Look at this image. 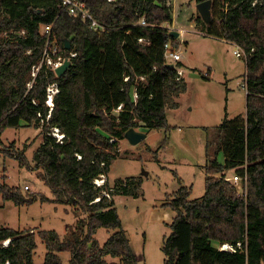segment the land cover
Segmentation results:
<instances>
[{"label":"trees","instance_id":"1","mask_svg":"<svg viewBox=\"0 0 264 264\" xmlns=\"http://www.w3.org/2000/svg\"><path fill=\"white\" fill-rule=\"evenodd\" d=\"M78 1L107 29L93 30L89 22L71 15L62 0H0V32L6 33L0 37V137L9 127L40 129L41 142L33 154L38 176L50 186L54 200L86 214L65 239L56 230L40 231L48 249L43 264H62L63 251L71 253V264H137L114 197L139 196L140 180L127 178L126 186L117 180L114 197L103 196L98 202L94 200L102 188L93 181L109 174L127 130L169 128L166 110L176 108L174 98L187 89L186 81L177 79V68L168 66L165 53L167 42L173 50L180 45L165 26L173 23V5L169 0ZM213 3L211 22L199 14L197 24L205 34L245 51L247 111L226 119L207 143L203 198L191 200L192 188L182 185L164 203L177 213L164 240V263L264 264V0ZM50 24L61 49L69 40L78 56L61 77L45 69L28 89L31 67L40 61L47 41L43 27ZM54 80L60 92L51 118L43 123L38 114H48L46 86ZM121 104L123 109L114 113ZM55 126L66 134L63 144L47 133ZM15 157L20 165H28L24 152ZM229 172L240 181L229 179ZM0 194L17 205L35 200L6 183H0ZM100 227L113 230L105 243L95 237ZM224 243L236 251L221 250ZM36 248L34 231L0 228V264H36ZM108 255L118 261H108Z\"/></svg>","mask_w":264,"mask_h":264},{"label":"rangeland","instance_id":"2","mask_svg":"<svg viewBox=\"0 0 264 264\" xmlns=\"http://www.w3.org/2000/svg\"><path fill=\"white\" fill-rule=\"evenodd\" d=\"M197 5V0H173L175 20L169 24L172 30L180 32L177 51L182 59L176 68L183 69L187 89L174 98L178 106L166 110L169 128L148 129L147 137L137 144L120 139L119 156L107 175L110 185L119 179L127 185L130 177L140 180L139 196L114 197L123 229L138 257L137 264H165L163 244L177 213L164 203L182 185L192 188L191 200L203 198L207 143L214 139L226 119L245 115L247 111L245 56L235 54V50H241L236 44L205 34L197 24L200 14ZM213 5L212 0V17ZM4 35L0 32V37ZM208 74L209 78H204ZM39 134L40 129L35 126L9 127L1 134L0 183L20 187L35 200L17 205L0 194V228L34 231L37 242L34 261L43 264L48 249L40 231L56 230L65 239L69 228L75 227L86 214L77 206L54 200L50 186L38 176L33 154L41 142ZM21 152L25 153L28 165H20L15 157ZM218 158L224 162L223 153ZM112 232L100 227L95 237L105 243ZM59 256L62 264H71L70 252H60ZM106 259L118 261L110 255Z\"/></svg>","mask_w":264,"mask_h":264},{"label":"built area","instance_id":"3","mask_svg":"<svg viewBox=\"0 0 264 264\" xmlns=\"http://www.w3.org/2000/svg\"><path fill=\"white\" fill-rule=\"evenodd\" d=\"M112 1V0H109ZM171 2V5H173V0H169ZM62 3L66 9H68L69 13L74 16L81 17L84 21L89 22L90 27L95 31H104L106 30V26L100 24L97 19L93 16V14L85 7V5L82 2H79L78 0H62ZM255 4V3H254ZM142 24H146V21L144 18L141 20ZM165 26L171 31L170 24L166 23ZM43 32L47 35V41L45 44V48L42 52L41 59L38 63H35L31 67L30 71V79L27 81V87L28 89H32L34 87V84L38 78V75L41 73V71L45 69L53 70L56 74V68L63 65L66 61H71V66L73 65V60L78 56V52L75 49H61L58 41L56 39H53V25H46L43 27ZM22 33H25L22 31ZM139 41L141 43L148 42L145 38H140ZM241 50H235V54L237 56H245V51L240 48ZM253 50V49H252ZM165 53L166 58L168 60V63H177L181 60L182 55L177 51L173 50L171 47V42H167L165 44ZM28 52H31L30 50ZM175 65V64H174ZM70 66V67H71ZM177 79L183 80L184 79V71L182 68L177 67ZM57 75V74H56ZM129 76L125 77L126 81H129ZM141 80H144L145 77L141 76ZM245 88L246 83H244ZM60 92V85L58 80H54L50 82L46 86V99L45 104L49 107L48 114L46 115V118L42 116L41 113H39V117H41V121L44 123L45 120H49L52 116L54 107H55V100L57 95ZM134 99L135 101L138 100V92L137 87L134 88ZM33 102L38 105V102L36 99H33ZM123 109V105H119L116 110H114V113H119ZM49 135H52L56 141L60 144H63L66 139V134L59 128V127H52L48 132ZM116 139H110V143H113ZM78 159H81L82 156L80 154H76ZM104 163H102L103 165ZM234 183H238L240 181V177L238 175H233L229 177ZM94 184L97 187L102 188V193L95 198L94 202H98L101 200L103 196L108 197L111 199L114 197L112 193L115 191V188L113 185H110L109 187H106L108 183V176L104 173L100 174L98 177L94 179ZM126 186V185H124ZM28 189V186L25 187ZM10 240H6L7 243H9ZM5 242V243H6ZM4 243V244H5ZM6 243V244H7ZM240 245V243H239ZM221 250H227V251H236V247L230 243H224L220 246Z\"/></svg>","mask_w":264,"mask_h":264},{"label":"water","instance_id":"4","mask_svg":"<svg viewBox=\"0 0 264 264\" xmlns=\"http://www.w3.org/2000/svg\"><path fill=\"white\" fill-rule=\"evenodd\" d=\"M198 12L200 13L201 17L203 18L204 22L209 24L212 19V0H205L201 1L197 5ZM170 34L173 35L174 37L179 36V32L176 30H171ZM65 48L70 49L71 48V43L69 40L65 42ZM71 66V61H66L63 65L60 67L56 68V74L58 77H61L64 75L68 69ZM168 66L171 68H174V63H168ZM147 137V133L141 130H138L134 127L130 128L129 130L126 131L125 133V138H127L131 143L137 144L144 140Z\"/></svg>","mask_w":264,"mask_h":264},{"label":"crops","instance_id":"5","mask_svg":"<svg viewBox=\"0 0 264 264\" xmlns=\"http://www.w3.org/2000/svg\"><path fill=\"white\" fill-rule=\"evenodd\" d=\"M175 20V19H174ZM181 33H183V32H181ZM179 35H180V32H179ZM179 37V36H178ZM216 38H218V37H216ZM221 40H223V41H226V42H229V41H227V40H225V39H223V38H220ZM178 50V49H177ZM235 52V51H234ZM182 59V58H181ZM171 63H173V62H171ZM180 64L181 63V60L180 61H178L177 63H174L175 64V66L174 67H176V65L177 64ZM184 80H185V73H184ZM146 131H147V129H146ZM146 131H144V132H146Z\"/></svg>","mask_w":264,"mask_h":264}]
</instances>
